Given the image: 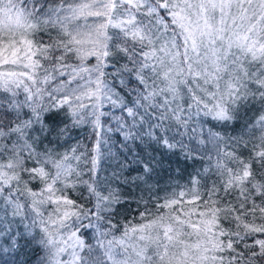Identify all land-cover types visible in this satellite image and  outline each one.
<instances>
[{"label": "snow or ice", "instance_id": "6c2138e0", "mask_svg": "<svg viewBox=\"0 0 264 264\" xmlns=\"http://www.w3.org/2000/svg\"><path fill=\"white\" fill-rule=\"evenodd\" d=\"M106 103L126 113L118 130L143 149L135 179L154 171L152 145L184 151L195 122L215 153L205 181L198 172L191 187L155 198L154 212L141 197L138 218L115 223L123 201L95 176ZM252 108L239 134L213 130ZM61 113L96 131L88 180L76 147L40 149L66 135L67 124L47 123ZM80 187L90 207L69 195ZM9 217L41 247L40 264H264V0H0V218Z\"/></svg>", "mask_w": 264, "mask_h": 264}, {"label": "trees", "instance_id": "16d2710c", "mask_svg": "<svg viewBox=\"0 0 264 264\" xmlns=\"http://www.w3.org/2000/svg\"><path fill=\"white\" fill-rule=\"evenodd\" d=\"M134 84L135 82L131 81L129 88ZM117 91L122 96L127 97L128 100L133 98L127 95L128 88L117 86ZM85 103L90 104L91 102L86 100ZM102 111L108 113V115L101 117L102 128L99 137L101 143L95 176L105 191H108L109 188L115 189L123 201L115 205L113 214L115 223L119 225L133 217L138 218L139 213L145 208L143 201H140L141 197L148 202L146 206L154 212L155 198H163L172 192H179L181 189L191 187L189 181L198 172L201 173L202 182L205 181L204 169L214 162L215 153L210 144L201 145L199 143L202 137L198 134V124L193 122L190 125V128H197V133L188 131L183 136V142L187 146L184 151L178 148L175 151L168 152L166 149L158 148L155 145L151 146L152 154L156 157L158 163L152 174L145 177L147 181L145 183L135 179L143 174L140 166L135 163L137 153L140 156L144 155L143 149L138 142H126L122 132L118 130V118H127L126 113L120 107H113L108 103L104 105ZM258 114V108L242 110L240 118L235 123L227 127L215 125L213 130L227 136H235L242 131L245 123H250ZM86 119L91 121L92 118L86 116ZM47 123L54 128H60L67 124V133L59 139L55 138L54 133L46 139H42L40 149L49 147L64 152L76 147L77 154H83L79 162V167L84 172L83 179L88 180L92 176L89 171L92 167L91 158L97 156L94 148L98 137L92 123L86 122L79 126H73L72 121L63 113L50 117L47 119ZM208 127L209 125H204L205 136ZM169 136L181 139L175 131L170 132ZM125 143H127V147H124ZM188 150L192 152L191 158L186 157L185 153ZM240 153L243 156L248 155V152L244 149H241ZM209 154L213 155V161L207 159ZM121 165H125V167L121 168ZM116 176H119V179ZM215 178L214 175L211 177V179ZM125 180L128 182L125 183ZM207 183L210 185L211 180H208ZM33 186L37 185L34 184ZM69 195L85 207L91 206V201L85 198L87 192L83 187H80L77 192H69ZM137 201H140V203H137ZM135 222L139 221L136 220ZM0 232L7 233V235L0 236V264H40V258L43 255L41 247L33 240L32 235L26 234L25 225L20 222V218H0ZM90 234L91 230L84 233L85 237L90 236ZM13 236L17 237L16 247H12L9 242ZM5 247L9 249L7 252L2 251V248Z\"/></svg>", "mask_w": 264, "mask_h": 264}]
</instances>
